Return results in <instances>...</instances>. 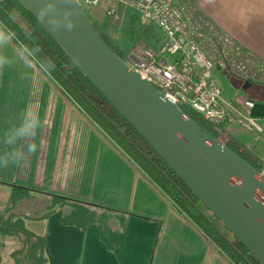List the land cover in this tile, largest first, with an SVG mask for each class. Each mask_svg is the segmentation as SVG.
<instances>
[{
    "label": "crops",
    "instance_id": "crops-1",
    "mask_svg": "<svg viewBox=\"0 0 264 264\" xmlns=\"http://www.w3.org/2000/svg\"><path fill=\"white\" fill-rule=\"evenodd\" d=\"M197 11L264 62V0H197ZM0 36V217L43 239L47 264H233L1 26ZM226 80L262 130L256 138L231 127L229 136L264 165V85ZM222 94L233 101L232 89ZM30 114L39 117L35 136L18 137ZM47 195L81 203L45 219L29 198ZM77 209L96 218L64 220ZM21 247L0 234V264H14Z\"/></svg>",
    "mask_w": 264,
    "mask_h": 264
},
{
    "label": "water",
    "instance_id": "water-1",
    "mask_svg": "<svg viewBox=\"0 0 264 264\" xmlns=\"http://www.w3.org/2000/svg\"><path fill=\"white\" fill-rule=\"evenodd\" d=\"M210 215L264 264V177L183 115L101 39L77 0H14Z\"/></svg>",
    "mask_w": 264,
    "mask_h": 264
},
{
    "label": "trees",
    "instance_id": "trees-1",
    "mask_svg": "<svg viewBox=\"0 0 264 264\" xmlns=\"http://www.w3.org/2000/svg\"><path fill=\"white\" fill-rule=\"evenodd\" d=\"M14 10H17L25 20L27 29H23L18 25L11 16V12ZM120 16H122V10L120 11ZM117 22H113V25L118 26L119 23ZM0 26L25 49L42 71L53 79L85 115L108 136L159 191L171 201L174 207L189 219L227 259L233 264H260L234 237H227L225 233L231 234L217 219L209 213V215L204 213V210L208 211L197 202L185 185L139 137L136 131L107 103L80 69L28 11L14 0H0ZM94 27L107 47L123 62L126 61L127 56L132 51L140 48L134 45L131 50L124 51L114 44L109 37L100 32L95 25ZM250 100L253 101L252 99ZM179 108L183 115L212 138L217 139L219 132L224 129L212 122L203 120L200 115L188 108ZM226 146L256 172L261 173L263 171L264 165L258 155L236 138L230 136ZM18 189L26 190L23 188ZM39 199L30 197L29 202ZM50 199L53 202L52 208L48 206ZM39 201L40 203L42 202L39 205L43 209L39 208V211H36L35 214L44 212L45 209L50 214V211L56 206H71L72 204L81 203L52 195H47L45 199L43 198ZM93 206L98 207L101 211L107 210L101 205ZM77 212L87 214L91 220L96 218L94 213L89 214L85 211L82 212L80 209H77ZM44 216H47V214L41 217ZM98 217L101 220L103 219V215ZM0 234L16 237L22 244V247L11 255L14 264H47V259L43 257V239L28 232L24 228L21 219L12 221L11 217L6 220L0 217Z\"/></svg>",
    "mask_w": 264,
    "mask_h": 264
},
{
    "label": "built area",
    "instance_id": "built-area-1",
    "mask_svg": "<svg viewBox=\"0 0 264 264\" xmlns=\"http://www.w3.org/2000/svg\"><path fill=\"white\" fill-rule=\"evenodd\" d=\"M77 1L84 9L98 6L102 0ZM107 1L115 5L106 11L112 22L121 21V9L130 8L142 22H153L164 34L159 52L142 48L127 56L124 63L130 70L178 107L224 128L218 134L220 141L227 143L231 127L258 138L262 130L250 104L245 99H225L216 73L264 85V62L199 13L197 0Z\"/></svg>",
    "mask_w": 264,
    "mask_h": 264
},
{
    "label": "rangeland",
    "instance_id": "rangeland-1",
    "mask_svg": "<svg viewBox=\"0 0 264 264\" xmlns=\"http://www.w3.org/2000/svg\"><path fill=\"white\" fill-rule=\"evenodd\" d=\"M113 6H115L114 3L107 0H102L98 6L93 8L85 7L84 10L87 12L96 28L104 35L109 37V39L122 50L128 51L131 50L134 45H137L140 48L132 51L131 54H137V52L142 48H150L156 53L160 51L164 45L165 37L162 31L153 22H142L140 16L134 10L130 8H124L121 9L122 19L121 21L117 22L119 25H113V22L106 16L107 9ZM11 16L18 25H20L23 29H27L25 20L21 17L17 10L11 12ZM216 81L223 93L224 91L229 92L232 89L234 92V98H237L239 93L241 94V89L231 87L229 85L230 82L226 80V77L223 74L216 73ZM237 90H239V93ZM39 200L34 202L30 201L29 204H31L32 207L36 209L42 208L41 205H39L42 204V202L40 203ZM18 201L19 198L14 197V199L8 203H12L14 205ZM22 203L25 204V201H22ZM52 204L53 202L50 199L48 203L49 208H52ZM63 207H68V210L70 209L69 205H64ZM48 212L49 211L45 209V211L41 212L40 215L47 214V216H44V218L48 219ZM204 213L209 215L205 210ZM65 217L66 218H64V220L75 219L79 222H84L88 219V216L81 212H74ZM225 234L227 237L232 238L228 233Z\"/></svg>",
    "mask_w": 264,
    "mask_h": 264
},
{
    "label": "clouds",
    "instance_id": "clouds-1",
    "mask_svg": "<svg viewBox=\"0 0 264 264\" xmlns=\"http://www.w3.org/2000/svg\"><path fill=\"white\" fill-rule=\"evenodd\" d=\"M3 37L0 36V40H2ZM39 125V117L37 114H30L28 117V120L25 122V124L19 128L16 132V135L18 137H25V136H35V129ZM37 150V145L35 143H32L29 145V152L35 153Z\"/></svg>",
    "mask_w": 264,
    "mask_h": 264
}]
</instances>
